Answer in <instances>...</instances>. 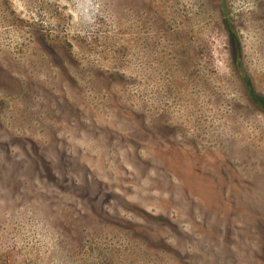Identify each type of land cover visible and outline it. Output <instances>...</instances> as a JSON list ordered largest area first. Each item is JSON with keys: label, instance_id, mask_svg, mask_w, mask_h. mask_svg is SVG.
I'll return each instance as SVG.
<instances>
[{"label": "rangeland", "instance_id": "obj_1", "mask_svg": "<svg viewBox=\"0 0 264 264\" xmlns=\"http://www.w3.org/2000/svg\"><path fill=\"white\" fill-rule=\"evenodd\" d=\"M0 264H264V0H0Z\"/></svg>", "mask_w": 264, "mask_h": 264}, {"label": "trees", "instance_id": "obj_2", "mask_svg": "<svg viewBox=\"0 0 264 264\" xmlns=\"http://www.w3.org/2000/svg\"><path fill=\"white\" fill-rule=\"evenodd\" d=\"M228 28H229V30H232V25L228 24Z\"/></svg>", "mask_w": 264, "mask_h": 264}]
</instances>
